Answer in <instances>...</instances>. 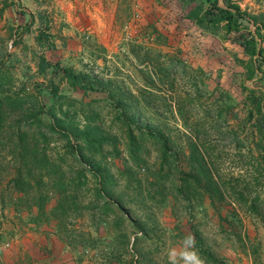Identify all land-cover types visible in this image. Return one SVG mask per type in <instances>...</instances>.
<instances>
[{"label":"rangeland","instance_id":"obj_1","mask_svg":"<svg viewBox=\"0 0 264 264\" xmlns=\"http://www.w3.org/2000/svg\"><path fill=\"white\" fill-rule=\"evenodd\" d=\"M187 1L0 0V68L11 76L0 93L29 98L24 110L62 104L67 119L80 128L99 126L118 150L97 159L113 176L111 193L122 207L112 200L106 210V198L97 199L87 173L77 191L79 209L32 225L50 243L42 249V264L56 257L61 264H167L166 250L186 234L195 237L206 264H264V152L254 119H247L251 105L244 103L243 89L264 88V67L246 79L242 49L222 26L200 25L188 15L195 6L203 11L208 1ZM231 2L256 17L241 22L260 34L264 46V0ZM39 31L49 35L51 47L38 42ZM41 56L87 74L95 89L71 85L50 67L40 71ZM40 118L43 130L21 132L35 134L50 158L62 157L64 170L78 167L65 153V137L48 129L46 115ZM12 131L8 127L7 135L14 138ZM192 143L221 196L207 189L204 176L194 178ZM11 145L7 139L0 144V206L14 208L18 223L7 236L31 231L23 219L30 215L17 206L13 190L22 163ZM54 243L63 256L51 255Z\"/></svg>","mask_w":264,"mask_h":264},{"label":"trees","instance_id":"obj_2","mask_svg":"<svg viewBox=\"0 0 264 264\" xmlns=\"http://www.w3.org/2000/svg\"><path fill=\"white\" fill-rule=\"evenodd\" d=\"M194 0H188L192 3ZM208 6L201 11L199 7H192L189 11V17L194 19L200 25L216 28L222 26L226 37L233 43L238 44L243 52V63L246 71V79H252L256 73L262 72L264 67V46L257 40L259 33L251 31L244 26L241 19H248L257 22L256 17L249 15L241 8L232 3L231 0H207ZM222 3V4H220ZM34 22L31 17L28 24H24V30L29 28V24ZM264 25V24H263ZM36 39L45 46L51 47L49 35L43 31L37 33ZM50 67L52 75L62 73V76L68 80L71 85L85 83L91 89L95 86L89 81V76L82 72H74L72 68L61 67L59 62H50L44 56L40 57L38 68L43 71ZM10 75L3 72L0 68V91L4 83L8 82ZM38 92H41V86ZM246 92L245 104H250L247 112V119H254V125L258 131L260 139L258 147L264 152V88L243 86ZM52 95H56L57 88L52 86ZM24 98L18 93H0V144L3 139L11 142V154L19 158L22 165L15 170V176L12 179L13 190L16 194L17 206L23 208L30 215L28 221L34 226L39 227L41 224H50L52 221L66 219L70 211L80 208L77 202V191L87 183V173L95 180V192L97 199L105 197V209H108L109 201L122 207L118 200H115L111 193L113 176L102 168L100 160L108 154L115 155L118 153L115 147V138H111L95 124L87 123L80 128L71 119H67L69 113L62 110V104L55 108V104L46 106L38 104L33 109H23ZM19 110V115L13 116L14 112ZM61 114L58 116L56 111ZM26 111V114H21ZM46 115L50 122L47 124L51 132L58 133L66 139V154L70 156L79 165L75 169L69 166L68 171L62 168L63 158L52 159L47 153L46 147L39 141L35 134H30L27 129L35 126L38 130H43V123L40 116ZM14 117V118H13ZM9 120V123H8ZM11 122V123H10ZM13 131L7 135V128ZM151 135H156L151 132ZM44 137V133H40ZM44 142H47L43 138ZM111 143L110 149H105V145ZM168 155V150L164 151L163 156ZM190 155L198 167L193 173L194 178L199 182L202 176L206 178L207 189L221 196V190L216 183L213 175L206 165V161L196 144H191ZM264 160V155L261 156ZM62 159V160H61ZM64 162V161H63ZM52 197H56L55 203L47 208V204ZM127 212V211H126Z\"/></svg>","mask_w":264,"mask_h":264},{"label":"crops","instance_id":"obj_3","mask_svg":"<svg viewBox=\"0 0 264 264\" xmlns=\"http://www.w3.org/2000/svg\"><path fill=\"white\" fill-rule=\"evenodd\" d=\"M16 214L14 208H2L0 206V264H42L40 259L46 257L43 255L42 249L44 250L46 245L50 247V243H48V239L45 240L44 235L41 236L33 231L35 228L28 221V218L23 219H27L28 223L26 225L31 231L18 232L17 234L14 233L13 236H7V234H12L13 231H18L17 220L13 217ZM17 219L19 220V218ZM5 240L6 242H3ZM6 243L9 245L6 246ZM53 251L55 255L63 256V251L61 252V248L57 243H54V250H52L51 255H53ZM50 263L61 264V261L56 257Z\"/></svg>","mask_w":264,"mask_h":264},{"label":"clouds","instance_id":"obj_4","mask_svg":"<svg viewBox=\"0 0 264 264\" xmlns=\"http://www.w3.org/2000/svg\"><path fill=\"white\" fill-rule=\"evenodd\" d=\"M167 264H206L200 255L196 239L192 234L184 235L180 241L165 252Z\"/></svg>","mask_w":264,"mask_h":264},{"label":"built area","instance_id":"obj_5","mask_svg":"<svg viewBox=\"0 0 264 264\" xmlns=\"http://www.w3.org/2000/svg\"><path fill=\"white\" fill-rule=\"evenodd\" d=\"M5 245H6V246H8L9 244H8V243H6Z\"/></svg>","mask_w":264,"mask_h":264}]
</instances>
